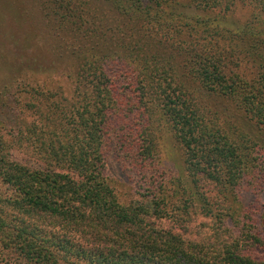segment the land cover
<instances>
[{"label":"trees","instance_id":"16d2710c","mask_svg":"<svg viewBox=\"0 0 264 264\" xmlns=\"http://www.w3.org/2000/svg\"><path fill=\"white\" fill-rule=\"evenodd\" d=\"M38 3L65 35L70 89L17 100L33 165L0 144V264H264V0ZM236 4L253 15L220 24ZM110 158L145 200L120 201Z\"/></svg>","mask_w":264,"mask_h":264},{"label":"rangeland","instance_id":"374dc122","mask_svg":"<svg viewBox=\"0 0 264 264\" xmlns=\"http://www.w3.org/2000/svg\"><path fill=\"white\" fill-rule=\"evenodd\" d=\"M184 11L189 16L207 15L191 8H185ZM251 15L252 8L236 4L225 16L218 15L217 20L220 24L235 29L242 27ZM260 18L256 27L263 32L264 15ZM62 32L52 25L38 0H0V144L14 158L30 165H33L32 161L27 160L13 142L19 116L17 100L21 99V93L25 94V84L49 83L50 86L61 85L66 90L70 89L65 64L66 53L63 51L65 35ZM162 146L160 167L170 178L182 168L181 160L170 134L165 133ZM107 172L121 202H139L146 199L135 192L137 180L134 176L114 158H110ZM171 183L165 187L166 192L173 188ZM0 192H8L1 179ZM256 200L264 206L263 195L256 197ZM196 219L195 223H199L200 219L204 220L200 216ZM162 225L167 226L168 223L162 222Z\"/></svg>","mask_w":264,"mask_h":264}]
</instances>
